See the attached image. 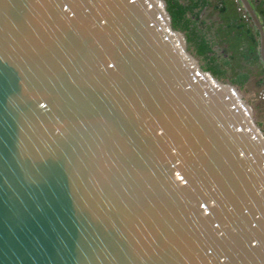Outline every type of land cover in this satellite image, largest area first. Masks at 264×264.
<instances>
[{"label": "water", "instance_id": "1", "mask_svg": "<svg viewBox=\"0 0 264 264\" xmlns=\"http://www.w3.org/2000/svg\"><path fill=\"white\" fill-rule=\"evenodd\" d=\"M0 264H264V128L168 0H0Z\"/></svg>", "mask_w": 264, "mask_h": 264}, {"label": "trees", "instance_id": "2", "mask_svg": "<svg viewBox=\"0 0 264 264\" xmlns=\"http://www.w3.org/2000/svg\"><path fill=\"white\" fill-rule=\"evenodd\" d=\"M249 1L252 6L254 4L258 11L256 13L264 24V0ZM168 2L173 10L175 27L187 32L189 41L206 62L207 69L231 80L236 79L240 84L247 82L257 70L256 86L264 87V64L259 53L258 31L251 18L248 17V20L242 17L233 1L168 0ZM206 6L218 11L221 18L224 17L226 21L208 23V18H199L201 11L197 10L205 9ZM195 14V18H192ZM217 45H220L223 53L214 51Z\"/></svg>", "mask_w": 264, "mask_h": 264}, {"label": "crops", "instance_id": "3", "mask_svg": "<svg viewBox=\"0 0 264 264\" xmlns=\"http://www.w3.org/2000/svg\"><path fill=\"white\" fill-rule=\"evenodd\" d=\"M210 1H215V0H210ZM203 7V6H202ZM253 7L255 9L256 12H258L253 4ZM198 12L201 11L200 17L199 18H208V23H212V22H220L221 23V14L216 11L214 8H208L207 6L204 8H199L197 10ZM196 14L192 16V18H195ZM198 19V17H196ZM230 21V19H229ZM263 21V20H261ZM258 38L260 39V37L258 36ZM220 45L215 46V49H217L218 52L223 53V50L221 47H219ZM254 76H252L247 82H245L244 84H240L238 83V81L235 80H231L229 78H226L227 80H231L236 82L237 84L240 85V87L242 88V90L244 91V93L246 94L247 98L253 103L255 101V103H257V101H259L258 98V94H259V88L258 86H256L257 81H258V77L257 76V70L254 71ZM259 121L262 123L263 128H264V118H260Z\"/></svg>", "mask_w": 264, "mask_h": 264}, {"label": "flooded vegetation", "instance_id": "4", "mask_svg": "<svg viewBox=\"0 0 264 264\" xmlns=\"http://www.w3.org/2000/svg\"><path fill=\"white\" fill-rule=\"evenodd\" d=\"M214 51L215 52H218L217 49H215L214 47ZM227 59H229V57H227ZM230 60V59H229ZM206 63V62H205ZM207 66V65H206ZM253 105L254 107L256 108L257 110V115H258V118L260 119L261 117L264 118V102L261 100V101H257V103L253 102Z\"/></svg>", "mask_w": 264, "mask_h": 264}, {"label": "rangeland", "instance_id": "5", "mask_svg": "<svg viewBox=\"0 0 264 264\" xmlns=\"http://www.w3.org/2000/svg\"><path fill=\"white\" fill-rule=\"evenodd\" d=\"M234 3H235V2H234ZM240 3H241V5H242V7H243V12H241V11L238 9V4L235 3V5L237 6V10H238V12L242 14V17H243V18H245V17H244V13L247 14V18H245V19H248V17L250 18L249 14H248L247 11L245 10V7L243 6L241 0H240ZM222 20H225L224 17H223V19H221V21H222ZM248 20H249V19H248ZM225 21H226V20H225ZM222 22H223V21H222ZM256 30H257V29H256ZM259 40H260V39H259ZM259 43H260V42H259ZM259 47H260V45H259ZM259 53H260V52H259ZM262 63H263V62H262ZM263 64H264V63H263ZM204 65H205V67H206L205 62H204ZM210 70H211V69H210ZM211 71H212L213 73H215L213 70H211ZM218 75H219V74H218ZM262 89H263V88H259V90H258V91H259V94H258V95H259V96H258L259 101H261V99H260V92L262 91ZM254 102H255V101H254Z\"/></svg>", "mask_w": 264, "mask_h": 264}, {"label": "built area", "instance_id": "6", "mask_svg": "<svg viewBox=\"0 0 264 264\" xmlns=\"http://www.w3.org/2000/svg\"><path fill=\"white\" fill-rule=\"evenodd\" d=\"M231 1L235 2L236 4H238V9L241 12H243V7H242V5L240 3V0H231ZM244 17L247 18V14L246 13H244ZM260 99L264 102V87H263L262 91L260 92Z\"/></svg>", "mask_w": 264, "mask_h": 264}]
</instances>
